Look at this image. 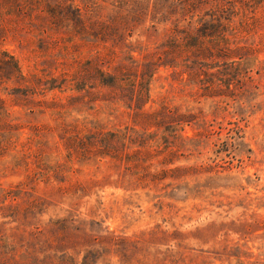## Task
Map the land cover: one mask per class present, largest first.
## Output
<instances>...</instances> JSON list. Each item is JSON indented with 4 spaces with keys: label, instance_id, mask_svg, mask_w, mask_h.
I'll list each match as a JSON object with an SVG mask.
<instances>
[{
    "label": "rangeland",
    "instance_id": "obj_1",
    "mask_svg": "<svg viewBox=\"0 0 264 264\" xmlns=\"http://www.w3.org/2000/svg\"><path fill=\"white\" fill-rule=\"evenodd\" d=\"M0 264H264V0H0Z\"/></svg>",
    "mask_w": 264,
    "mask_h": 264
},
{
    "label": "trees",
    "instance_id": "obj_2",
    "mask_svg": "<svg viewBox=\"0 0 264 264\" xmlns=\"http://www.w3.org/2000/svg\"><path fill=\"white\" fill-rule=\"evenodd\" d=\"M14 65H15V69H16V71H18V66H17V64L14 63ZM110 83H112V82H110Z\"/></svg>",
    "mask_w": 264,
    "mask_h": 264
}]
</instances>
